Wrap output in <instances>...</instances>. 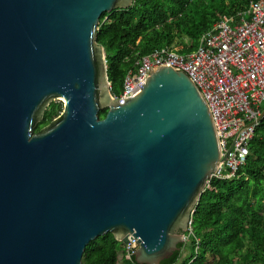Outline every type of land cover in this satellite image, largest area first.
<instances>
[{"label":"water","instance_id":"water-1","mask_svg":"<svg viewBox=\"0 0 264 264\" xmlns=\"http://www.w3.org/2000/svg\"><path fill=\"white\" fill-rule=\"evenodd\" d=\"M136 1L0 0V264H84L108 232L139 241L138 264H161L187 241L237 138L223 154L201 89L171 66L114 95L101 18Z\"/></svg>","mask_w":264,"mask_h":264},{"label":"trees","instance_id":"trees-1","mask_svg":"<svg viewBox=\"0 0 264 264\" xmlns=\"http://www.w3.org/2000/svg\"><path fill=\"white\" fill-rule=\"evenodd\" d=\"M252 1L137 0L131 9L104 13L98 41L106 48L114 95L123 93L125 78L140 55L163 46L192 52L217 22L248 10ZM63 109V101H53L36 131ZM108 112L103 108L100 116L105 118ZM191 226L187 241L161 264H264V118L239 176L209 181ZM122 244L111 232L98 236L86 246L83 263L138 264L124 249L119 261Z\"/></svg>","mask_w":264,"mask_h":264},{"label":"built area","instance_id":"built-area-1","mask_svg":"<svg viewBox=\"0 0 264 264\" xmlns=\"http://www.w3.org/2000/svg\"><path fill=\"white\" fill-rule=\"evenodd\" d=\"M162 66L186 72L199 86L214 115L223 154L237 138L229 158L211 179L238 177L264 113V0H253L248 10L225 16L203 35L192 52L163 46L140 55L125 78L123 93L117 97L139 95L152 70ZM139 246L130 234L125 253L134 255Z\"/></svg>","mask_w":264,"mask_h":264},{"label":"rangeland","instance_id":"rangeland-1","mask_svg":"<svg viewBox=\"0 0 264 264\" xmlns=\"http://www.w3.org/2000/svg\"><path fill=\"white\" fill-rule=\"evenodd\" d=\"M58 101H60V100H58ZM50 107V106H49ZM123 246L119 249V251H118V259H119V261L120 262H122V260H123V256H124V254H123V252H122V250L124 249V244H122ZM186 253H188V251L187 250H184V255L186 254Z\"/></svg>","mask_w":264,"mask_h":264}]
</instances>
